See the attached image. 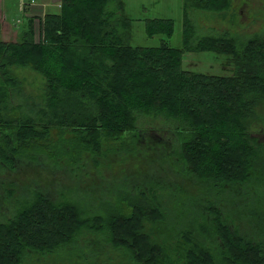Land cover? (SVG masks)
<instances>
[{
  "label": "trees",
  "instance_id": "trees-1",
  "mask_svg": "<svg viewBox=\"0 0 264 264\" xmlns=\"http://www.w3.org/2000/svg\"><path fill=\"white\" fill-rule=\"evenodd\" d=\"M229 3L183 0L180 47L165 39L157 46L131 44L132 20L122 0H59L58 10L46 11L40 19L38 40L33 17H28V29L17 41L3 40L0 31L3 160L14 165L12 157L20 161L30 155L35 165L81 164L80 170L85 155L96 162L113 146L124 150L118 154L137 155V144L142 143L137 117L161 115L174 120L167 132L178 144L166 155L181 164L179 170L202 192L206 183L211 189L185 196L189 213L195 206L200 212L187 213L191 219L178 232L168 221L183 210L174 202L173 210H166L159 197L164 192L174 199L180 188L168 192L160 175L149 178L148 188L147 182L128 183L114 200L91 211L76 200H52L44 191L33 190L34 200L21 203L11 219L0 221V264H23L29 251L60 250L84 231L103 236L134 264H264L262 233L241 229L242 211L230 206L224 214L214 199L226 186H242L238 193L252 188L249 198L254 190L264 192V169L257 176L253 169L264 147L248 130L258 112H264V32L243 44L225 36L197 40L188 17V8L222 12ZM144 28L149 36L169 37L172 19L151 18ZM203 51L218 61L222 57L220 66L227 69L212 74L183 68L185 52ZM15 68L30 69L43 80L37 102L27 105L23 115L2 112L10 111L9 90L20 88ZM159 133L157 144L163 143ZM142 140L144 149L157 145L155 140L150 145L145 135ZM64 154L68 163L60 162ZM111 185L116 189L114 181ZM174 235L180 241L171 249L167 241ZM211 241L218 243V256L210 251Z\"/></svg>",
  "mask_w": 264,
  "mask_h": 264
},
{
  "label": "rangeland",
  "instance_id": "rangeland-1",
  "mask_svg": "<svg viewBox=\"0 0 264 264\" xmlns=\"http://www.w3.org/2000/svg\"><path fill=\"white\" fill-rule=\"evenodd\" d=\"M122 1L125 15L132 20L131 44L157 46L162 39H165L173 47L182 46L183 0ZM58 2V0H46L45 3L42 0H0L1 38L6 41H17L19 39V35L28 29V16L24 13V11H27V15L34 16L33 27L35 39L38 40L40 38V19L46 12L44 10L46 9L47 12L57 11L59 8ZM27 3L35 5L31 6L30 9V6L26 7ZM188 9V17L194 25L195 36L193 37L197 40L208 35L214 37L225 36L234 37L237 44H243L249 38L261 35L264 32V0H230L229 7L222 12ZM151 18L172 19L173 30L171 35L169 37L163 34L147 35L144 25L145 21ZM223 61L225 60L222 57L218 61L214 54L207 51L185 52L182 66L193 71L222 74L227 69L220 66ZM13 74L18 78L20 88L9 90L11 102H9L8 107L10 111L4 109L2 112L7 113V115H23L26 112L27 105H35L37 102L36 97L40 94L43 80L30 69L15 68ZM13 108L15 110H12ZM27 113L30 114V111ZM141 115L143 116L137 117V128L140 129L138 138L141 139L142 143L141 145L137 144L138 148L140 147L137 155L118 154L117 152H123L124 150L119 149V151H116V146H113L105 150L106 157H98L96 162L93 161L90 155H85L82 161L85 166L80 170L77 169V166L82 167L81 164L68 167L54 162L35 165V161L30 158V155L22 156L20 161L12 157L14 160L13 165L0 156V221L5 222L7 219H11L16 208L21 207V203L34 200L33 190L44 191L52 200H62L64 198L76 200L85 209L91 211L100 208V204L104 202L109 203L114 200L118 191L127 188L128 183H146L151 176L160 175L158 178L165 180V187H167L168 192H170L169 188L172 191L177 186L180 188L174 199L164 192L159 197V200L164 199L162 202L166 210H173V202L183 210L181 215L173 214L172 218L167 221L176 228L177 232L180 227H185V223L191 219L186 214L194 215L200 212L199 207L195 206L194 210L189 213L191 206L186 207L188 198L185 196L190 193L210 192L211 189H208V183H206L204 187L202 186L204 191L202 192L196 183L188 180L189 178L184 175V170H179L181 164L179 166L178 163L173 162L166 155L172 147L178 145L171 142V133L167 132L175 126L174 120L161 115ZM248 130L251 136L257 138L259 146L263 145L264 147V112H258V117L256 116L249 123ZM158 133L163 135L161 136L163 138L161 144H157ZM143 134L147 137L150 145L154 144L153 140L157 145L149 146L148 149L142 148L141 146L146 143L142 140ZM126 135L125 138H129V134L126 133ZM52 139H55V136ZM131 144H128V146L131 147ZM39 157V159H43V155H39ZM67 159L68 156L64 154L60 162L68 163ZM253 169L256 176L264 169V149L255 160ZM112 181L117 184L114 190H112L114 185H111ZM251 183L247 186L253 185ZM151 185V182L145 184L146 188ZM242 189L241 186L237 190H231L226 186L220 189L223 191L220 197L214 199L218 201L219 209L224 214H228L230 206L232 209L241 210L243 216V219L239 221L241 229L259 231V234L262 233L261 236L264 238V192L260 190L263 194H259L254 190L249 198L248 192L252 188L238 193ZM179 208L177 207V209ZM172 230L173 228L170 227L166 232L170 233ZM190 233L194 232L190 230ZM250 234L258 236V234ZM92 236H95L96 239ZM176 241H180L179 235L177 237L174 235V239H169L167 244L171 249H176ZM208 246L211 253L218 256L217 241L208 242ZM23 264L134 263L127 259L123 251L112 248L103 236L84 231L74 244L65 245L60 250L42 253L36 252V250L35 252L29 251Z\"/></svg>",
  "mask_w": 264,
  "mask_h": 264
},
{
  "label": "crops",
  "instance_id": "crops-1",
  "mask_svg": "<svg viewBox=\"0 0 264 264\" xmlns=\"http://www.w3.org/2000/svg\"><path fill=\"white\" fill-rule=\"evenodd\" d=\"M43 1V3H45L46 2V0H42ZM59 1V0H58ZM59 3V2H58ZM35 4H30V3H27V5H26V7H29L30 9H31V6H34ZM47 5V4H46ZM59 5V4H58ZM44 11H47L46 9L44 10ZM24 13H25V15L26 16H28V17H33L34 18V16L33 15H27V11H24ZM25 15H24V17H25ZM27 20H28V18H27ZM23 21H25V19H23Z\"/></svg>",
  "mask_w": 264,
  "mask_h": 264
}]
</instances>
